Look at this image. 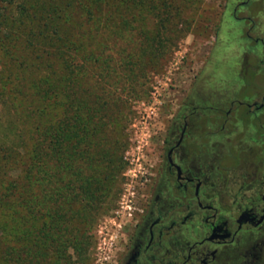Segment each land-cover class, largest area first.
Returning <instances> with one entry per match:
<instances>
[{"label": "trees", "instance_id": "16d2710c", "mask_svg": "<svg viewBox=\"0 0 264 264\" xmlns=\"http://www.w3.org/2000/svg\"><path fill=\"white\" fill-rule=\"evenodd\" d=\"M77 1L0 0L3 52L16 61L18 79L27 80L32 92L27 105L0 120V211L11 222L21 215L23 228L20 246L6 245L5 257L13 264L71 262L70 248L77 260L88 258L94 244L91 228L120 193L128 146V119L119 114L126 100L120 92L115 98L106 93L105 86L95 88L93 82L106 83L122 66L124 85H129L122 91L131 97L145 93L138 88L140 78L154 71L170 40L161 29L172 16L166 0L153 37L139 22L146 0ZM147 1L155 18L154 0ZM12 7L11 18L4 9ZM98 35L104 39L96 54ZM128 40L135 44V53L129 55L121 45ZM110 41L121 45L120 63L113 61ZM13 47L22 53L14 55ZM36 216L44 222L30 236Z\"/></svg>", "mask_w": 264, "mask_h": 264}, {"label": "flooded vegetation", "instance_id": "af4514ba", "mask_svg": "<svg viewBox=\"0 0 264 264\" xmlns=\"http://www.w3.org/2000/svg\"><path fill=\"white\" fill-rule=\"evenodd\" d=\"M247 3L234 5L236 19V5ZM249 28L245 36L258 42L261 34L253 37ZM260 86L244 112L234 101L202 96L198 85L178 103L160 145L146 156L141 193L115 264H264Z\"/></svg>", "mask_w": 264, "mask_h": 264}, {"label": "rangeland", "instance_id": "374dc122", "mask_svg": "<svg viewBox=\"0 0 264 264\" xmlns=\"http://www.w3.org/2000/svg\"><path fill=\"white\" fill-rule=\"evenodd\" d=\"M163 1L154 0L158 15L155 18L147 10L151 2L146 0L140 7L143 10L139 22L149 37H153L155 28L159 26V14L164 10ZM166 1L172 16L166 23L167 27L161 29L170 40L166 52L156 62L154 71L140 78L138 84H142L138 88L146 89L145 93L140 92L139 96L136 94L131 97L126 94V89L122 91V87L129 86L124 85L126 77L122 66L111 77L109 75L106 83L93 82L95 88L105 86L106 93L115 98L120 92L126 100L119 114L128 119L124 130L128 146L123 153L127 164L114 206L91 228L94 244L88 251V258L77 260L75 251L70 248L68 253L73 263L62 264H115L114 253L131 224L133 206L137 204L141 193L146 156L153 154L160 145L167 120L178 103L191 96L193 85L200 87L202 96L212 97L214 102L219 100L228 104L234 101V108L243 112L247 110L246 103L255 98L261 89L260 85H264V0H248L245 5H236V15L240 20L233 14L234 5L243 0ZM1 7L0 13L3 11ZM14 8L4 9L11 18L15 16ZM254 22L256 25L249 28ZM248 28L253 37L261 34L258 42L251 43L245 36L244 31ZM103 39L104 36H96V54H99ZM113 42H109L113 61L121 62L117 54L121 45L125 47V54L134 52V40L121 45H114ZM2 47L0 42V120H5L16 113V107L27 105L26 99L32 92L27 80L18 79L19 66L13 57L5 56ZM12 52L14 55L22 53L17 47H13ZM147 58L145 56L146 63ZM96 65L95 72L101 71V66ZM88 80L85 75L83 87L88 86ZM20 90L22 94H19ZM3 100L7 101L6 104H3ZM255 112L250 113L253 115ZM255 123L252 124L256 127ZM260 131L257 134L253 131V134L259 136ZM48 201L51 206L53 201ZM7 217L0 211V264H13L5 257L6 245L19 247V237L23 233V228L19 226L21 215L15 216L12 222ZM32 219L33 233L30 236L37 235L44 222L40 216Z\"/></svg>", "mask_w": 264, "mask_h": 264}]
</instances>
